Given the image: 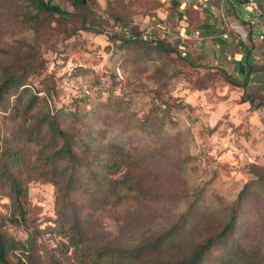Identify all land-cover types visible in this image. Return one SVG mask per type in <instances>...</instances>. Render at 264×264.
<instances>
[{
	"label": "rangeland",
	"instance_id": "rangeland-1",
	"mask_svg": "<svg viewBox=\"0 0 264 264\" xmlns=\"http://www.w3.org/2000/svg\"><path fill=\"white\" fill-rule=\"evenodd\" d=\"M54 1L75 16L35 18L27 0H0V83L8 74L23 84L7 101L15 102L27 87L19 97L25 103L38 99L35 115L61 109L65 129L92 128L99 147L124 148L132 159L145 161L113 194L125 203L123 209L111 205L112 194L71 196L68 211L87 221L85 244L135 248L179 225L201 193L210 213L206 232L220 230L237 210L240 235L231 241L239 239L264 260V85L249 81L243 88L225 81L221 71L228 56L208 49L221 42L220 29L205 38L207 48L197 44L206 36V20L218 19L216 8L187 7L182 13L176 0H85L86 6L76 9L69 0ZM240 1L235 15L247 20ZM119 24L144 31L147 41H125ZM181 27L187 37L201 32L196 42L185 40L187 58L176 47ZM161 39L164 48L156 45ZM238 63L230 70L243 77L246 68L239 70ZM113 105L121 106V113L111 110ZM12 114L0 108V150L5 145L21 150L33 162L41 146L21 137L26 114ZM43 137L42 146L53 145L49 133ZM33 177L23 224L12 221L18 215L13 190L0 186V230L22 241L33 234L34 255L43 264H80L74 247L61 252L69 239L58 230L56 185ZM12 260L17 262L14 254Z\"/></svg>",
	"mask_w": 264,
	"mask_h": 264
},
{
	"label": "trees",
	"instance_id": "trees-1",
	"mask_svg": "<svg viewBox=\"0 0 264 264\" xmlns=\"http://www.w3.org/2000/svg\"><path fill=\"white\" fill-rule=\"evenodd\" d=\"M27 1L37 12L35 18L41 14L50 20L56 16L67 19L76 14L62 8L54 0ZM69 1L76 9L86 6L85 0ZM176 2L178 10L183 13L186 7L183 6L182 0ZM82 22L85 28L90 29L91 25L85 15ZM116 26L125 41H147V37L143 35L144 31H134L128 25ZM179 40L177 51L181 57L187 58L178 48ZM156 42L159 48L167 46L165 39ZM250 73V66L243 78L233 75L227 69L221 71L226 82L243 88L248 84ZM3 78L0 83V108L5 113L11 110L12 118L26 114V122L20 127L21 137L28 136L31 141H36V145L41 146L33 162L29 155L21 150H14L7 145L0 150V186L9 184L14 192L18 212V215L12 218L13 222H27L28 184L34 179V174H39L42 178L45 177L46 181L53 182L59 193L58 200L62 208L60 206L57 211L58 230L69 239V243L62 247L61 252L67 254L69 249L74 247L76 252L81 253L80 264H264V260L256 258L257 254L248 250L239 239L231 241L233 236L237 238L240 235L239 211H231L220 230L214 233L206 232L209 226L206 219L210 213L203 209L204 198L201 193L197 194L189 209L185 211L179 225L173 226L159 237L141 242L135 248L126 245H86L87 221L83 215H73L68 211L72 205L71 196L78 194L89 198L94 197L95 193L113 195L127 179L128 173L142 168L145 161L132 159L124 148L113 152L110 148L99 147L95 141L97 135L92 128L83 130L82 133L65 129L60 117L65 113L61 109L42 117L35 115L38 99L25 103L19 97L27 87H23L25 89L17 96L15 102L7 101V95L13 91L16 95L23 84L19 76L4 74ZM111 110L121 113L119 110H122V107L113 105ZM28 121L30 123H27ZM43 132L50 134L48 143L53 144L52 146L41 145L45 137ZM61 164L66 167L61 169ZM59 177L62 179H57ZM111 205L123 209L125 203L120 201V197H115ZM35 246L33 234L22 241L0 230V264H43L34 255ZM12 254L17 258L16 263L12 260Z\"/></svg>",
	"mask_w": 264,
	"mask_h": 264
},
{
	"label": "crops",
	"instance_id": "crops-1",
	"mask_svg": "<svg viewBox=\"0 0 264 264\" xmlns=\"http://www.w3.org/2000/svg\"><path fill=\"white\" fill-rule=\"evenodd\" d=\"M236 2H238V0H191V3L187 5L184 4L183 6L186 7L184 9V12L187 7H191L196 10L199 9V7L201 6L216 8L215 12H218V19L216 18L206 20L204 26L205 31L203 30V33H206V36H203L201 38L202 41L198 42L197 44H200L201 46L207 48V41L205 40V38H212L216 34L215 30L220 29L221 33H219V38L221 39V42L217 43L214 46H208V49L215 47L217 51L228 56L225 57L226 59L223 61L222 64L224 65L222 66H224L225 69H227L231 73L232 71L230 70V66H232L236 62H239V70L241 71L242 66H245L246 73L250 66L251 73L248 78L249 81H252V83L256 85L262 86L264 85V43L259 41L258 39H251L250 37L247 41H244L240 39L234 31H231L230 35L227 38H224L222 36V34L227 31L228 24H233L237 21H240V19L235 15L234 12ZM227 10L228 13H230L229 16L225 15ZM224 19L226 20V23L224 22ZM181 28L182 33L187 32L185 27ZM188 39L193 40L192 42L194 43L197 41L198 38ZM237 77H240L239 73L237 74Z\"/></svg>",
	"mask_w": 264,
	"mask_h": 264
},
{
	"label": "built area",
	"instance_id": "built-area-1",
	"mask_svg": "<svg viewBox=\"0 0 264 264\" xmlns=\"http://www.w3.org/2000/svg\"><path fill=\"white\" fill-rule=\"evenodd\" d=\"M189 3H191V0H182L183 5ZM239 4L249 13V19H240V21L233 24H228V29L222 36L227 38L230 32L234 31L236 35L244 41H247L250 37L251 39H258L264 43V0H241ZM225 21L224 19V22ZM200 36L201 32L199 30H195L191 37H187V32L182 34V38L178 42L179 50L182 51L183 54L187 53L189 51V46L184 43L185 40L188 38H199Z\"/></svg>",
	"mask_w": 264,
	"mask_h": 264
}]
</instances>
